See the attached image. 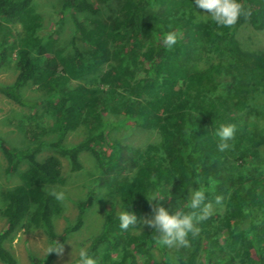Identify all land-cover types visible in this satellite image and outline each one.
Segmentation results:
<instances>
[{
  "label": "trees",
  "instance_id": "16d2710c",
  "mask_svg": "<svg viewBox=\"0 0 264 264\" xmlns=\"http://www.w3.org/2000/svg\"><path fill=\"white\" fill-rule=\"evenodd\" d=\"M34 1L0 0V72L13 60L14 49L17 72L12 83L0 85V95L33 113L37 103L21 92L29 82L38 87L51 125H41L35 112L25 117L22 129L34 141L53 134L55 139L47 145L56 154L39 160L44 144L17 149L0 138L7 172L20 180L5 193L0 261L17 264L5 243L19 229L41 230L48 246L65 241L54 224L59 202L46 187L63 182L60 158L76 172L81 169L79 155L88 152L102 172L101 184L141 221L152 215L147 197L155 191L163 199L159 203L170 210L182 189L187 196L189 188L198 189L200 184L207 189L206 202L224 197V213L211 214L198 225V237L189 236L193 244L186 256L189 262H196L205 249L203 264H264V161L259 153L264 129L244 118L248 101L258 94L264 97V53L244 52L233 38L241 22L254 31L264 30V0H243L252 16L241 17L233 29H217L212 20L205 26L193 24L192 12L200 9L195 0H122L116 24L97 18L87 24L81 17L95 16L92 2L64 0L60 14L71 22L70 52L59 44L61 22L43 32V17ZM8 24L20 25L21 32ZM168 31L179 34L172 50L162 43ZM106 63L110 67L102 75L104 88L69 87L72 80H83ZM221 125L235 126L232 147L223 152L215 135ZM80 126L85 128L84 139L65 145L67 134ZM135 127L157 128L156 142L143 152L110 137L111 132ZM22 163L27 167L20 171ZM94 198L91 189L78 202L79 215L67 232L80 229ZM119 225L118 213H105L100 232L87 247L97 264H103L104 245L116 251L114 264H140L139 258L141 264L182 262L181 253L156 245L153 229L132 235L141 223L127 231ZM214 228L224 233L223 242L209 249ZM54 256L55 252L33 257L32 262L51 264Z\"/></svg>",
  "mask_w": 264,
  "mask_h": 264
},
{
  "label": "rangeland",
  "instance_id": "374dc122",
  "mask_svg": "<svg viewBox=\"0 0 264 264\" xmlns=\"http://www.w3.org/2000/svg\"><path fill=\"white\" fill-rule=\"evenodd\" d=\"M97 12L95 16L85 15L80 16L84 18L89 24V20L97 18L105 21L107 24H116L121 19L120 7L122 0H90ZM64 0H35L34 6L36 11L43 17V32L51 31L57 26L58 22H61L60 31L58 33L59 44L66 48L67 52H70L68 40L72 33L71 22L68 16L63 17L60 14V9ZM211 18L202 9H197L192 12V22L196 26H205ZM14 32H21L20 25L8 24ZM233 38L238 43L240 49L249 53H264V30L254 31L251 26L246 22H241L233 31ZM13 60L0 72V85H7L14 81L16 76L15 69V57L16 49L12 52ZM217 58L215 62L217 63ZM110 65L106 63L99 71L90 75L83 80H72L69 83V87H84L91 90H97L104 88L105 85L102 81V75L109 69ZM221 89V86H220ZM22 95L26 100H32L37 103L33 113H38L41 118V125L49 127L51 124L50 119L45 114L42 108L41 102L44 99V94L33 83H27L22 89ZM28 108L18 106L17 104L6 99L0 95V138L10 148H25L38 144H44L41 148V152L38 155L39 160L55 155V151L47 143L52 142L55 139L53 134H45L40 137L39 140H31L23 131V123L25 117L29 114H33ZM246 122H254L260 128L264 129V97L257 95L248 101V108L244 115ZM85 137V128L80 126L76 130L67 134L64 140V144L75 145L82 141ZM110 137L119 143L128 145L134 150L143 152L147 146L156 142L157 128H141L135 127L124 132H111ZM260 160L264 161V143L259 145ZM62 165L63 182L61 184H55L47 186L46 190L50 191L55 189L57 191H65L68 200L65 204L59 202L60 212L54 218L55 229L58 235H64L65 241L61 243L64 246V253L62 256H58L55 253L54 259L51 264H71L75 261L80 247H88L89 241L97 235L101 230V225L105 213L112 211L118 213L123 209V205L119 197L110 192L109 188L102 183V172L98 168L95 160L88 152H82L79 155V161L81 169L73 172L70 170V165L67 159L60 158ZM7 159L5 155L0 151V230L5 224V220L2 215V211L6 204L5 193L8 189L17 186L20 183L17 174H10L7 172ZM26 164L22 163L20 171L26 169ZM132 177V175H131ZM94 191V203L83 215V224L77 231L67 232V230L73 226L79 215L77 204L80 201L86 199L90 190ZM211 214H223L225 204L217 205L215 202L211 203ZM150 217L145 215L143 219ZM142 219V220H143ZM215 226H218L216 223ZM150 228L141 223V225L132 231V235L140 234L149 230ZM215 232L212 235V243H208L212 248L213 245H222L224 233L214 228ZM67 233V234H66ZM215 242V243H213ZM204 248H208L203 245ZM5 247L16 259L17 264H34L32 258L41 259L47 253L48 248L47 239L43 232L39 229H30L24 231L19 229L13 236L5 243ZM193 244L189 248H173L172 253H181L183 258L182 262H175V264H203L206 259L205 249L196 258V262L192 263L186 259ZM103 254V264H114L116 261V251L110 249L107 245L101 248ZM73 254V257H72ZM153 257L158 259V254L154 252ZM73 258V259H72ZM145 259H148L145 258ZM141 264L142 258H139ZM0 264H3L0 261Z\"/></svg>",
  "mask_w": 264,
  "mask_h": 264
},
{
  "label": "clouds",
  "instance_id": "9594fccd",
  "mask_svg": "<svg viewBox=\"0 0 264 264\" xmlns=\"http://www.w3.org/2000/svg\"><path fill=\"white\" fill-rule=\"evenodd\" d=\"M195 4L208 14L217 29H233L241 17L247 20L252 16V9L250 7L246 8L243 0H195ZM217 34L222 35L223 32ZM178 41L179 34L176 31H168L163 34L162 43L168 50H172ZM215 135L219 139L218 150L221 152L228 150L232 147L229 142L235 138V126L221 125ZM153 180H155V177H153ZM196 182L200 184L199 179ZM206 192L207 189L202 187L201 184L198 189L189 188L187 196L183 194L182 189L181 195L175 201V209L170 210L159 203L163 199L160 197L159 192L155 191L147 197L152 207L150 217L141 221L136 214L123 208L118 212L119 226L121 230L127 231L130 227H135L138 222L143 223L154 230L153 239L156 245L168 249L189 248L191 247L189 236L193 239L198 237L201 232L198 225L211 215L212 204L206 202ZM49 195L62 204H65L68 200L63 190L52 189L49 191ZM154 201L156 203H151ZM223 201L224 197L222 195L215 197L217 205H222ZM53 252L58 256H62L64 246L59 241H54L46 249L47 255ZM74 264H97V260L86 247L82 246L78 250Z\"/></svg>",
  "mask_w": 264,
  "mask_h": 264
}]
</instances>
